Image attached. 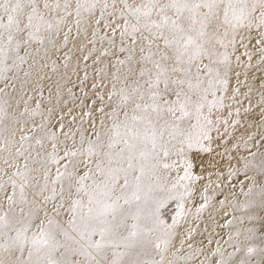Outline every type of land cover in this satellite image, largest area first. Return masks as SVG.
<instances>
[{
    "label": "snow or ice",
    "instance_id": "snow-or-ice-1",
    "mask_svg": "<svg viewBox=\"0 0 264 264\" xmlns=\"http://www.w3.org/2000/svg\"><path fill=\"white\" fill-rule=\"evenodd\" d=\"M73 26L89 37L85 60L101 43L92 87L107 99L97 97L87 134L63 131L41 101L13 115L0 99V264H191L202 250L182 253L180 220L161 219L159 193L190 194L185 181L198 178L189 154L209 150L225 93L239 92L231 80L243 83L239 48L252 56L244 30H257L264 45V0H0V80L25 64V76L46 67ZM257 51L264 61V47ZM9 120L19 126L6 127ZM252 167L257 175L248 176L245 163L250 183L244 199L232 194L223 225L233 226L224 242L232 251L217 247L214 264H250L257 252L249 224L264 221L253 215L257 202L264 211V159Z\"/></svg>",
    "mask_w": 264,
    "mask_h": 264
},
{
    "label": "rangeland",
    "instance_id": "rangeland-1",
    "mask_svg": "<svg viewBox=\"0 0 264 264\" xmlns=\"http://www.w3.org/2000/svg\"><path fill=\"white\" fill-rule=\"evenodd\" d=\"M256 33L257 30H253L249 35L248 30H244V34L249 37L244 43L248 45L247 50L252 53V56L249 59L248 56L241 55L245 51L244 48H239L237 52V55H240L237 71H239L240 80L243 83L237 85L236 77L234 75L231 77L232 86L238 87L239 92L235 98H228L231 93H225V107L215 113L219 123L215 124L209 133L211 140L205 141L203 145L209 150L203 151L197 148L189 154L192 174L198 178L190 182L185 181L189 184L190 194L181 196L184 192L182 188L173 191L172 196L175 199L167 197L166 193H159L161 197H165L164 203L159 208L161 219L166 224H172L176 218L180 220L177 230L182 234L181 238L186 241L182 247V253L191 255L197 248L202 250L201 254L197 255L191 264H201V261H205V258L209 256H211V262L214 264L215 260L220 259L218 254L211 255L217 247H221L225 255L232 251L224 242L225 239H228V233L232 231L233 226H223L227 220L232 218L231 209L225 206L223 210L216 212V217L212 215L207 223L204 219L207 212L205 210L204 188L208 175L215 169V164L219 161L225 164V161L229 160L232 163L228 165L233 166L235 164L233 155L238 153L239 199H244L242 192L247 190L250 183L249 180L245 179V163L249 164L248 176L257 175L258 172L256 168L252 167L255 165V159L250 156L251 146L247 144V140L253 138L256 132V135L260 137L262 146H264V130L260 131L264 129V102L261 101V96L264 94V61L261 60V53L257 51L264 45L256 43V40L259 39ZM102 34L103 30L98 35ZM88 38L83 34L77 36L75 26H73L68 43L62 45L59 51L50 53L49 58L42 62L47 65L46 67L39 71L30 70L28 76L24 75V71L29 70L28 64L23 65L19 71L8 72L9 79L0 80V88L4 89V92L0 93V99L9 101L11 105L8 108L9 112L17 115L24 110L25 101H27L29 108H35V102L41 101V108H52L56 117L62 118L65 125L63 131L69 129L78 131L83 128L86 134L90 132L92 119L99 116L96 110L101 105L97 97L104 94L105 99H107V96L106 90L102 93L101 89L92 87L94 83H100L96 70L102 68L103 64L94 62L101 50V43L98 38L97 51L92 53L87 60L84 59L92 47L87 43ZM106 43L105 41L104 46ZM101 60L104 61V58ZM233 61L235 65V57H233ZM28 63L30 64L31 60ZM5 107L8 106L5 105ZM86 113H92V115H85ZM19 119L23 120L27 117ZM35 119L39 121L40 117L37 116ZM5 126L12 128L19 125L9 120L5 122ZM27 129L28 126L25 125V130L27 131ZM19 137L20 133L17 132L16 139L19 140ZM210 166L213 167L211 170L209 169ZM217 169L220 172L219 168ZM175 174L174 172L173 175ZM179 174L182 175L183 172L180 171ZM197 201L199 202L197 203ZM180 204H183V215L178 217V212L181 211L178 207ZM201 205L204 207L197 212V208H200ZM225 212H228L227 216H225ZM253 215L256 217L264 216V211L261 209L253 211ZM252 224H255L258 230H262L259 234L260 239L257 241L254 237L252 243L258 250L264 249V227L261 226L264 221L256 219L249 226ZM188 244H192L193 247L189 249ZM261 252L264 256V251ZM252 257L250 264H259Z\"/></svg>",
    "mask_w": 264,
    "mask_h": 264
},
{
    "label": "bare ground",
    "instance_id": "bare-ground-1",
    "mask_svg": "<svg viewBox=\"0 0 264 264\" xmlns=\"http://www.w3.org/2000/svg\"><path fill=\"white\" fill-rule=\"evenodd\" d=\"M263 130L264 129L260 131ZM260 141H261L260 137L256 135V132L253 138L247 140V144L251 146L249 153L250 156H253V158L255 159V165H258L261 159H264V146H262ZM233 158L235 160V164L233 166L228 165L229 163H232V161L230 162L229 160H227L225 161L226 162L225 164L224 163L222 164L221 163L222 161H219L217 164H215L214 171H212V173L208 175V180L204 188V196L207 197V201L205 203V210H207V212L204 217L206 223L207 221H209L212 215L214 216L216 215L217 211L223 210V207L227 206L229 207V209H231V203L229 202L234 201V197L232 195L233 193L236 194L235 198H238V192H239L238 191V153L234 154ZM212 168H213L212 166L209 167L210 170ZM217 168H219L220 172H218ZM220 201H224V203L221 204ZM198 202L199 201H197V203ZM257 210H260L258 202L256 207L253 209V211H257ZM235 215H238V213H235ZM255 224H252L251 226H254L255 239L258 241L260 239L259 234L261 233L262 230H258ZM226 240L227 239H225V241ZM252 258L257 260L259 264H264L263 263L264 256L262 255V252L260 250L257 249V252L253 255Z\"/></svg>",
    "mask_w": 264,
    "mask_h": 264
}]
</instances>
